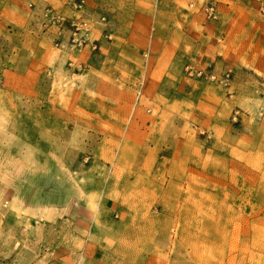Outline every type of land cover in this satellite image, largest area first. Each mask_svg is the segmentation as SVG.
<instances>
[{"label":"rangeland","instance_id":"1","mask_svg":"<svg viewBox=\"0 0 264 264\" xmlns=\"http://www.w3.org/2000/svg\"><path fill=\"white\" fill-rule=\"evenodd\" d=\"M65 1L0 0V264H264L259 1L215 0L211 21L208 0H150L169 40ZM47 8L98 47L70 51Z\"/></svg>","mask_w":264,"mask_h":264},{"label":"crops","instance_id":"2","mask_svg":"<svg viewBox=\"0 0 264 264\" xmlns=\"http://www.w3.org/2000/svg\"><path fill=\"white\" fill-rule=\"evenodd\" d=\"M65 3L66 4L62 5L63 10L72 12L71 0H66ZM97 7L107 9L112 13L114 12V16L121 18V22L118 23L117 29L118 32L122 34L118 36L119 40H134L132 38L133 33H135L137 29L142 28V26L156 31L155 35L152 33L153 36H148V32V34H146V40H169V38L161 39L159 36H156L159 29V22L162 23L163 18L161 16L162 12L160 10L155 11V6L150 0H88V9L90 11L96 12L95 10H97ZM166 13H169V11H166ZM167 17L172 19V22L167 19L166 23L168 25L173 24L175 18L173 14H167ZM221 23V16H219V19L215 22L204 21L202 25V39L206 41L213 40V42L217 40L219 36H221Z\"/></svg>","mask_w":264,"mask_h":264},{"label":"built area","instance_id":"3","mask_svg":"<svg viewBox=\"0 0 264 264\" xmlns=\"http://www.w3.org/2000/svg\"><path fill=\"white\" fill-rule=\"evenodd\" d=\"M87 0H72V6L75 9H81L86 5ZM259 1V9L264 13V0ZM205 16L209 20H215L218 17L217 4L215 0H208L203 5ZM45 23L49 25H57L61 30L67 28V47L70 51H81L88 47L89 49H96L98 47L97 39L90 38L91 26L90 22L86 18L72 17L68 20L56 13L52 8L45 9L43 13ZM66 26V27H65ZM106 37L111 38L110 33H106ZM61 44V43H58ZM72 64V62H70ZM185 73L188 77L200 78L203 80L223 82L228 78V73L219 75L215 68L211 65L208 66H194L190 63L185 64Z\"/></svg>","mask_w":264,"mask_h":264}]
</instances>
